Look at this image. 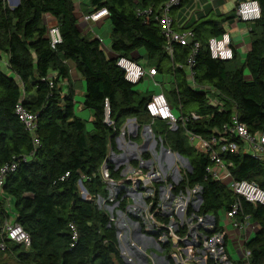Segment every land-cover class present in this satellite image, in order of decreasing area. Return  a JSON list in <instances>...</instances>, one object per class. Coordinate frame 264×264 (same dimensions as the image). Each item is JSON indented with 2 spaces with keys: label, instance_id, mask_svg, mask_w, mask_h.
Returning <instances> with one entry per match:
<instances>
[{
  "label": "trees",
  "instance_id": "obj_1",
  "mask_svg": "<svg viewBox=\"0 0 264 264\" xmlns=\"http://www.w3.org/2000/svg\"><path fill=\"white\" fill-rule=\"evenodd\" d=\"M166 1L89 0V14L104 7L108 10L112 26L109 56L102 39L81 29L75 0H20L14 7L0 0V167L18 161L16 171L7 175L0 189V228L12 219L31 236V244L25 246L6 238L0 229V242L6 244L4 250L0 248V264H128L121 255L111 213L96 201L99 196L109 200L103 166L111 179L123 177L125 166H116L109 153L120 152L116 137L128 118H136L140 125L133 139L138 140L140 128L150 124L164 147L189 160L191 168L182 170V178L173 183L172 190L177 193L186 185H199L202 202L197 214H214L216 229L221 228L223 211L241 200L242 215H249L257 224L246 242L249 263L264 264V205L238 197L225 182L215 179L207 170L213 160L195 147L187 134L191 131L204 139L223 137L222 143L227 144L234 141L237 152L217 145L232 177L254 180L264 188V160L246 152L242 140L224 130L235 113L237 121L253 134L264 132V0H257L260 16L245 21L250 43L244 58L232 45L231 59L213 57L209 40L226 32L227 22L240 20V1L227 13L208 9L183 24L176 18L193 0H182L173 8L174 28L191 29L193 36L186 45L174 41L172 54L156 18ZM46 13L56 19L62 36L59 43L51 42ZM121 56L156 68L168 101L186 118L178 120L176 129L149 114L146 105L154 90L142 91L126 78L125 69L117 63ZM191 56L196 83L218 91L222 107L214 105L206 91L191 86L187 69ZM69 61L84 79L83 106L90 109L91 120L77 111ZM64 80L69 84L67 90ZM19 102L37 115V147L16 113ZM191 111L199 117L192 118ZM142 158L150 159V152L144 150ZM130 164L139 165V158ZM80 182L87 190L86 198ZM162 183L156 182L154 197H148L155 207ZM116 199L124 210L130 202L124 187ZM130 216L144 227L138 216Z\"/></svg>",
  "mask_w": 264,
  "mask_h": 264
},
{
  "label": "built area",
  "instance_id": "obj_2",
  "mask_svg": "<svg viewBox=\"0 0 264 264\" xmlns=\"http://www.w3.org/2000/svg\"><path fill=\"white\" fill-rule=\"evenodd\" d=\"M181 3L182 0H167L162 6L161 11L156 15L161 30L168 41L167 50L170 54H172L173 51L171 44L174 41L186 45L193 36L191 29L180 31L174 28L172 10ZM107 13L108 10L104 7L96 12L85 15V19L87 21H95ZM237 15L238 18L244 22L258 18L260 16V6L258 1H241L237 7ZM48 33L52 44L62 41L58 26H50ZM232 45V37L227 31L221 36L212 37L209 40L210 51L215 58L231 59L233 57ZM197 46L198 43H196L195 47ZM117 63L125 69L126 78L134 84L142 82L143 79H149L152 77V85L155 89L146 105L147 110L152 117L167 121L171 129L177 128L179 119H186L181 116V114L179 117L174 114V107L168 101L162 89L161 82L155 79V75L157 74L155 67H146L144 64L124 56H121ZM193 65L194 59L193 56H191L188 59L187 65L191 86L206 91L210 96V101L214 105L222 107L223 101L220 99L218 91L207 85L198 86L192 69ZM108 109L109 108H107V111ZM16 113L31 134L34 147H37L40 144L36 132L37 115L28 110L21 102L16 105ZM190 114L192 118L199 117L194 111H191ZM108 123L112 122L108 119ZM224 130L225 133L234 134L239 137L244 144V150L246 152H250L264 160V132L253 134L250 132L246 124L237 121V115L235 113L233 115L232 123L224 125ZM187 134L191 143L198 149L206 152L213 160L214 164L208 167L207 170L215 179L225 182L228 188L238 195V197L245 198L255 204L260 203L264 205V188L259 186L254 180H237L233 178L228 169L227 162L220 157L221 150L229 149L233 152L238 151V145H236L234 141H230L227 144L222 143L223 137L217 138L213 136L210 139H204L202 136L194 134L191 131H187ZM217 145H221V150ZM167 151L171 153L172 150ZM24 160H27V156L24 157ZM145 162L146 160H143L140 157L139 166L133 169L135 171H132V174H126L125 178H121L117 181L121 183V180L124 179L125 182H135L136 189L133 191L136 194L139 193L135 198L138 197L139 201L142 200V205L144 206L143 211L141 212L143 217L142 219L140 218L144 227H142L139 221L138 223L141 225L142 231L158 243L157 249L160 250V254L162 255L156 254L154 256L148 248L149 246L147 248H141L133 239H130L129 247L133 246L139 253L137 254L135 252L136 250L130 251L127 247L122 250L120 239L121 232L118 229L119 233L117 230V234L120 242L121 255H127V258L124 260L128 264H131V261L134 262L136 254L139 256L138 258H140L138 264H240L230 256L226 248V234L229 232L230 228H234L241 236H243L244 243L241 245L246 257L245 260L249 261L250 250L246 247V242L254 234L256 229L251 226L250 216L246 214L242 215L243 210L240 199H237L231 208L223 211L219 224L221 228L216 229L214 214H197V210L202 202V188L199 185L194 187L186 185V187L179 192H173V183L177 184L182 178V174H180L178 180L169 181L170 187H167L164 184L158 186V193L160 192V195L158 196L157 207H155L154 200L151 199V201H149L148 197H154L157 191L156 182L163 180L157 176V173H155L153 169L144 171L143 168ZM17 167V160L8 161L0 167V189L7 175L16 171ZM102 175L103 178L109 182V185L118 184L120 185V188L124 186V183H117L116 180L110 178L106 166H103L102 168ZM139 189H145L151 193H149L147 198L143 200L141 195L142 192L139 191ZM119 190L120 189H118L117 192H114L111 201H115ZM127 191L128 190L126 189V194L128 193ZM127 196H130V194ZM134 208L137 209L138 206L135 205ZM157 213L159 215L167 216L168 220L159 218ZM0 229L2 235H5L6 238L16 243L25 246L31 244L30 234L15 220H5ZM122 234L124 236V233ZM0 248L2 250L6 248L5 241L0 242Z\"/></svg>",
  "mask_w": 264,
  "mask_h": 264
},
{
  "label": "crops",
  "instance_id": "obj_3",
  "mask_svg": "<svg viewBox=\"0 0 264 264\" xmlns=\"http://www.w3.org/2000/svg\"><path fill=\"white\" fill-rule=\"evenodd\" d=\"M9 1H10V4L8 3L9 6L14 7L18 0H9ZM238 1L241 2L243 0H193V4L190 7H187L186 10L183 11L178 18H176V20L179 22L182 21V23L184 24L189 19L197 18L198 13L200 14L201 12L206 11L208 9H213L214 11L220 12V13H227V12L231 11L236 6V3ZM7 2H8V0H7ZM75 5H76L77 16L80 19V22H79L80 27L83 30V32L85 34H88L91 37H94V36L100 37V34L98 32L99 30H97V27L103 26V24H106L107 15H103L95 21L94 20H88L87 21L85 19V15L89 14V12H88V9L90 8L89 0H75ZM172 16H174L173 10H172ZM44 21L46 22V24L48 26L55 25V23H56L55 17L49 13H46L44 15ZM225 26L227 28V32H229L231 37H232V44L236 48L239 47V45H238V43H236V41H238L239 39H242V38L244 39V42H245L244 47H246V48H244V53H246V51L249 48V43H250V38L246 39V37H249L248 23L244 22L242 20L240 21V20L235 19V20H232L231 22H227L225 24ZM100 33H102V32H100ZM102 42H103V45L105 46L104 39ZM107 44L108 45L110 44V40ZM7 60H8L7 57H4V60L2 63L4 65L5 70L8 72ZM69 63L71 66V70H70L71 78H72V82H73L74 87H75V93H76L75 94V101H76L77 111H78L79 115L87 118L88 120H91L92 119L91 111L87 110L83 106V99L84 98L82 100L81 99L78 100L76 98V97H81L84 95V92H85L84 79L82 78V76L78 72V70L75 68L74 63L72 61H69ZM158 77L159 76L155 75V79L158 80ZM143 80H142V82L144 84H146L147 79H143ZM77 82H79V86H78ZM148 82H149V85H152V83H153L152 77L149 78ZM63 84H64V89L67 90L66 88L69 86L68 81L64 80ZM149 89L154 90L155 88H149ZM139 126L140 125L137 122L136 118H128L125 121V123L123 124V126L121 128V131L124 130L123 136L121 138L119 137L118 139L116 138V143H118L117 147L120 150V152L117 153V152L111 150L109 153V157H111L113 162L117 161L119 164L118 166H120V162H124L127 159H128V161L135 159L137 154H138V151L140 149L139 146L143 145L144 148H142V149H144V150L148 149V151L150 152V155H151V158L149 160L146 159V162L144 165V167H146L147 171L153 169V171L155 173H157V176H159L161 180L164 178H167L170 181L178 180L180 178V174H182V171H181V168H179V161H178L177 157H179L183 160H186V161H187V159L181 157L180 155H178L177 153H175L173 151L171 153L165 152L167 150H165V151L163 150L162 154L158 155V152L156 151L158 143H157L156 137L152 131V127L150 124L143 125L140 128V138L138 140L133 139V137L137 135L136 134L134 136H129V140H127V142H126V138H125L126 132H128V130L131 129L132 133L133 132L138 133ZM143 129H145V132L142 133ZM146 132H147V137H146L145 142H144V137L142 136V134H144ZM148 133L153 134V137H152L153 139H150V136L148 135ZM148 136H149V139H148ZM133 141H135V142H133ZM153 145H155V147H154L155 150L150 149ZM161 147L164 148L163 146H161ZM122 150H123V153H122ZM111 153H112V155H111ZM122 154H125L124 158H121ZM136 159H138V158H136ZM131 165L132 164H130L127 167L129 173H132V170L130 168ZM157 167H159L161 169H158V171H155L154 169ZM126 169H124V170H126ZM126 174H128V172ZM126 174L124 175V171H122V176H123L122 178H125ZM127 183H131V182L127 181ZM112 186H113L114 190H117V187H119L120 185H116V187H115L112 184ZM108 189L111 191V188H108ZM114 190H113V192H114ZM136 195H138V194H136L135 192L132 191V195H130V198H132V196L135 197ZM129 219L132 221V223H137V225H138V229H137L138 232L136 231L137 236H134L131 238H133L139 244V246L141 248H147L148 246H150V244L152 246H155L156 248H158V243H156V241L154 239H152L151 237H148L144 233V231H139L140 224L138 223V221L134 220L132 217H130ZM250 221H251V226L254 229H256L257 228L256 222H253L251 220V218H250ZM232 231L236 232V235H233ZM130 239L125 240L123 238L122 241H124L125 244H127L130 251H132V250L135 251L136 249H134L133 246L129 247ZM225 242H226L227 251L234 260H236L240 264H242V263L243 264H250L249 261L245 260L246 257L244 255V250H242L243 247L241 244L244 243L243 236H241L237 230H235L234 228H230L229 232L226 234ZM233 242H238L239 245L236 248H234L232 245ZM150 250L153 253V255L155 256L156 253H154L152 251V249H150ZM135 252L137 254L139 253L137 250ZM236 255L238 257H235ZM242 256H244V259L242 258ZM136 259L139 260L140 258L137 257Z\"/></svg>",
  "mask_w": 264,
  "mask_h": 264
},
{
  "label": "rangeland",
  "instance_id": "obj_4",
  "mask_svg": "<svg viewBox=\"0 0 264 264\" xmlns=\"http://www.w3.org/2000/svg\"><path fill=\"white\" fill-rule=\"evenodd\" d=\"M8 3L10 4V1L8 0ZM111 23H110V21L106 18V24H103V26H98L97 27V30H99L98 32H99V34H100V39H102V41H103V39H104V44H105V50H106V52L108 53V55L109 56H111L112 55V52H110V49H109V45L107 44L108 42H109V40H110V31H111ZM100 32H102V33H100ZM249 37H246V39H248ZM236 43H238V45H239V47H238V50L240 51V53H241V56H242V58H244V56H245V53H244V48H246V47H244L245 46V42H244V39L242 38V39H239L238 41H236ZM241 48V49H240ZM144 81V80H143ZM149 79H147V82H146V84H144L143 82H139V83H137L136 84V86L140 89V90H142V91H146L147 89H149V88H153V85H149ZM78 83V86H79V82H77ZM78 100L79 99H83L84 98V95L83 96H81V97H76ZM87 110H90V109H88V108H86ZM174 114L177 116V117H179V115H180V112H179V110H177V109H175L174 108ZM88 128L89 129H91L92 128V125L90 124V123H88ZM124 132V130H122L121 131V133L118 135V137H116L117 139L120 137H122L123 136V133ZM143 132H145V129H143L142 130V133ZM130 134V135H129ZM137 134V132H133L132 133V131H131V129H129L128 130V132H126V135H125V138H126V142H127V140H129V136H134V135H136ZM148 135L150 136V139H153L152 137H153V134L152 133H148ZM142 136L144 137V142H145V139H146V137H147V132L146 133H144V134H142ZM149 136H148V139H149ZM156 140H157V143H159V145H157V148H156V151L158 152V155L160 154H162V152H163V150L165 151V149L164 148H162L161 146H162V140H161V138L160 137H156ZM133 142H135V141H133ZM143 142V143H144ZM118 144V143H117ZM154 147H155V145H153L150 149L152 150H155L154 149ZM139 151H138V154H137V156H136V158H142V153H143V151H144V149H142V148H144V146L143 145H141V146H139ZM145 150H148V149H145ZM165 152H168V151H165ZM122 153H123V150H122ZM169 153V152H168ZM111 155H112V153H111ZM124 156H125V154H122L121 155V158H124ZM175 156V155H174ZM161 157V156H160ZM135 158V159H136ZM143 159V158H142ZM177 159H178V161H179V168H181V171L182 170H186V169H189V165H188V161H186V160H183V159H181V158H179V157H177ZM143 160H146V159H143ZM149 160V159H148ZM115 164H116V166H118L119 164H118V162L117 161H115ZM140 164V163H139ZM120 165H124L125 166V168L124 169H126L129 165H130V161H128V159L127 160H125L124 162H120ZM127 165V166H126ZM133 166V167H132ZM139 165H137V166H134V165H131V170L134 172L135 170H133V169H135L136 167H138ZM158 169H161V168H159V167H157V168H155L154 170L155 171H158ZM147 171V170H146ZM128 172V174H129V171H128V168L126 169V170H124V175L126 174ZM132 172V173H133ZM131 173V174H132ZM159 173V172H158ZM160 174V173H159ZM172 174V173H171ZM172 179V178H171ZM124 179H122L121 180V183L119 182V181H117V183H120V184H122V183H124V188L125 189H127L128 191V193L130 194V195H132V191L133 190H135L136 189V184H135V182H131V183H127V182H125V180L123 181ZM163 180V183H162V185L164 184V185H166L167 187L169 186L170 187V182L168 181V179L167 178H164V179H162ZM174 181H176V180H174ZM116 185H118V184H115L114 186L116 187ZM110 187L109 188H111V191L109 190V200L106 198V199H104L102 196H99L98 198H97V203L99 204V206H101V207H103L104 209H107L108 211H109V213H111V218H113L114 219V221H115V223H116V225H117V227H118V229L120 230V232L121 233H124V239L125 240H127V239H130L131 237H134V236H137L136 235V231H137V229H138V225H137V223H132V221L129 219L131 216H130V214H133L134 216H138L139 218H141L142 219V214H141V212L143 211V208H144V206L142 205L143 204V201L141 200V201H139L138 200V197L137 198H135L134 196H132V198H130V202L128 203V205L126 206V208L124 209V210H122V209H120L119 208V201H117V199H115V201H111V199L113 198V195H114V192H117V190L118 189H120V187H117V190H114L113 189V186H112V184H110L109 185ZM81 188V191H82V193H83V188L82 187H80ZM113 190H114V192H113ZM139 191H141L142 192V199L144 200V199H146L147 198V196L149 195V193H151V192H149V191H147V190H145V189H139ZM134 192V191H133ZM137 194H139V193H137ZM160 195V192L158 193V196ZM130 197V196H129ZM134 197V198H133ZM116 201H117V203H116ZM138 206V208L137 209H135L134 208V206ZM139 207H141V208H139ZM113 212H114V214H115V217H114V215H113ZM141 226V225H140ZM138 232V231H137ZM235 233V234H234ZM232 234L233 235H236V232H234V231H232ZM131 239H133V238H131ZM134 240V239H133ZM233 247L234 248H236L238 245H239V243L238 242H233ZM121 246H122V250L125 248V247H127L128 248V246H127V244H125V242L124 241H122L121 240ZM148 248H150V249H152V251L153 252H155L156 254H159V255H162V254H160V250L159 249H157L155 246H152L151 244H150V246L148 247ZM243 250V249H242ZM243 252V251H242ZM124 259L125 258H127V255L126 254H124ZM137 257H139L137 254L135 255V258H134V262H132L131 261V264H138L139 263V260H137L136 258ZM235 257H238L237 255L235 256ZM242 258L244 259V256H242Z\"/></svg>",
  "mask_w": 264,
  "mask_h": 264
},
{
  "label": "water",
  "instance_id": "obj_5",
  "mask_svg": "<svg viewBox=\"0 0 264 264\" xmlns=\"http://www.w3.org/2000/svg\"><path fill=\"white\" fill-rule=\"evenodd\" d=\"M20 3V0H18L17 2H16V5H18ZM15 5V6H16ZM109 109H108V111H107V115H108V118H109ZM118 137V136H117ZM163 146V145H162ZM164 147V146H163ZM164 149L165 150H169V151H171L169 148H166V147H164ZM172 152V151H171ZM178 155H180L181 157H183V158H185V159H187L186 157H184V156H182L181 154H179V153H177ZM110 160H112L111 159V157H110ZM187 161H188V165H189V168H191V166H190V163H189V160L187 159ZM81 183V187L83 188V193H82V196L83 197H87L88 196V193H87V190L83 187V184H82V182H80ZM126 195H129L128 193L126 194ZM202 199V198H201ZM139 231H142V228H141V226H140V229H139ZM118 233H119V230H118Z\"/></svg>",
  "mask_w": 264,
  "mask_h": 264
},
{
  "label": "bare ground",
  "instance_id": "obj_6",
  "mask_svg": "<svg viewBox=\"0 0 264 264\" xmlns=\"http://www.w3.org/2000/svg\"><path fill=\"white\" fill-rule=\"evenodd\" d=\"M124 236L122 233H120V239L123 240Z\"/></svg>",
  "mask_w": 264,
  "mask_h": 264
}]
</instances>
